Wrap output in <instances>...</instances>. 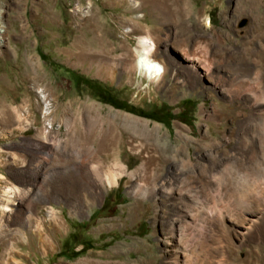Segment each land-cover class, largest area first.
Here are the masks:
<instances>
[{
  "label": "rangeland",
  "instance_id": "374dc122",
  "mask_svg": "<svg viewBox=\"0 0 264 264\" xmlns=\"http://www.w3.org/2000/svg\"><path fill=\"white\" fill-rule=\"evenodd\" d=\"M2 3L10 28L0 46V182L14 185L16 198L11 211L0 210V264L10 258L20 264H183L168 230V220L177 216V232L193 251L189 264H264V108L255 104L264 96V18L240 13L238 0H163V12L148 4L137 9L132 0ZM128 27L135 32L126 33ZM147 33L157 40L154 57L165 66L154 82L133 66L138 38ZM181 50L221 61L222 70L202 69L198 65L207 66L201 61L187 69ZM101 60L108 71L99 69ZM250 62L261 88L242 100L227 72ZM39 91L49 103L47 118ZM110 97L118 107L105 102ZM96 114L113 139L100 157L129 171L142 159L129 149V126L120 116L158 127L161 143L171 150L158 155L159 178L182 175L202 210L185 216L197 210L187 197L178 198L182 189L176 198L138 200L129 194L126 176L76 207V200L64 196V182L79 175L75 153L85 157V140L97 148L103 131L85 132L82 122ZM47 119L52 127L41 142ZM183 159L191 162L181 172ZM47 211L63 223L58 232ZM36 229L53 236L55 247L47 253L39 248ZM27 237L34 240L31 247Z\"/></svg>",
  "mask_w": 264,
  "mask_h": 264
},
{
  "label": "bare ground",
  "instance_id": "6f19581e",
  "mask_svg": "<svg viewBox=\"0 0 264 264\" xmlns=\"http://www.w3.org/2000/svg\"><path fill=\"white\" fill-rule=\"evenodd\" d=\"M161 1L163 0H132L131 4H133L135 8L137 7V9L142 7L145 4H148L152 6L155 10L163 12L162 11L163 6H162ZM3 4L4 3L0 5V46L3 45L2 42L4 40L3 39L4 35H7L8 30H9L8 28H10L8 27V23L3 19L4 14H5L4 6H2ZM238 5H239V8H238L239 12L242 14L245 13L246 15L250 17V19L264 18V0H238ZM166 12L168 11H165V17L167 16L170 22H174L175 16H173V14H171L170 11H169L170 13L168 12V14H166ZM203 24L206 27L211 26V21H209V17L203 18ZM131 30L132 29L128 27L126 28L125 32L130 33ZM157 44H158L157 40L151 34L149 33L141 34L138 38L137 46L134 49L135 58L133 61V66L135 67L136 70H138L140 75H142L149 81H153V82L161 79L163 77V74L165 73L164 64L154 57L156 51L158 50ZM180 53H181V57H183V59H185V61H187L188 63L187 69L194 68V62L198 63L199 61H201V63L204 62V64H206L207 66V67H205L204 65L201 66V64L198 65L202 69L204 67V69L206 70H214L217 73L222 70L221 61H210L208 59L203 60L202 59L203 57H201V54H199L198 52L189 54L186 50H181ZM98 67L99 69L101 68L106 69L105 71H108V69L110 68L108 67V63L106 62V60L105 61L101 60L98 63ZM253 68H254V65L252 64V62H250V64L246 66L236 65L235 67H231L230 69L231 71L227 72L229 73V81L231 85L234 86L236 89L237 97L241 95L239 99L249 100L251 92H253L254 90L259 91L261 88L260 83H259V77H258L259 75L256 72H253ZM39 95L41 99L44 101L43 117H46L50 113L49 103L48 101H46L45 94L39 91ZM255 104L256 106H259V110L261 109L260 107L262 106L264 108V96L259 97L258 101H256ZM99 116L101 115H98L96 118H93L90 115L83 116L84 118L82 122H83L85 132L88 130L91 132H94L98 129L101 130V132L103 131L102 130L103 128L100 127L101 117ZM115 117H117V115L116 116L112 115L111 118H115ZM111 118L108 117V120H111ZM120 118L122 119L123 123L127 122V125L129 126L128 129L130 130V140L128 143L129 145L128 147L132 152H135L140 155L141 157L140 159H142L141 164L138 165V167H136L134 170L129 171L127 167L119 163V161H112V162L108 161L107 162L106 161L107 155H105L104 158L100 157V154H101L100 152L103 153V148L107 144H108L107 146L109 147L108 151L111 149L112 144H109L107 142H113V139L111 138V133L109 131H103L99 135L100 139L97 144V148L93 146L92 141L85 140L84 143L86 144V146L84 147V151H82L84 152L85 157L83 159H80L79 153L81 152H79V150L77 151L78 153L76 152L77 154L75 153L78 170L77 169H74V170H76V172L79 173V175L77 176L74 174L71 178L65 179V182H64L65 190L63 191V193L65 194L64 196H67V198L72 199L73 201L76 200L77 202L76 207L82 208V205L84 206L85 204L89 202V199L91 196L94 199V197L98 194L97 189H102L106 185H109V186L116 185L118 184V178L122 176H126L127 180L125 184L128 188V192L131 196L135 197L138 200L142 201L146 197H150V199L156 202L159 196L163 195L165 197L171 198V197H174V195H176L180 189H182L181 195L178 198L181 199L182 196L187 197V199H189L190 202L192 203V206L194 207L193 209L197 210L194 212L192 211L188 212L186 213L185 216L191 217L192 215L196 214V212H198L199 209L201 211L203 207L202 204H199L198 201L194 199L193 192L188 188L186 184V180L182 175L178 174L177 177L169 176L167 178H159V174L157 170V164H158L157 162L159 160L158 155L162 157L163 155H166L167 157V153L171 152L168 146L161 143L162 139H160L159 137L160 135L159 128L156 126L150 128L148 122H145L141 119L135 118L130 115L124 114V115H121ZM45 122H47V124L44 125V127L39 133V139L41 142H47L48 140L47 134L49 133L52 127L49 119H47V121ZM109 122L113 123L112 120ZM182 131L183 130L179 129L178 135L182 136V138H184V141H186L187 137L184 135ZM91 136H92V133H91ZM91 136H89V138H91ZM252 138L253 137H251L250 139ZM135 141H137L138 143H136ZM208 144H206V147L208 146ZM250 144L254 146L253 142ZM179 147H180L179 148L180 150L185 149L184 145H180ZM119 151H116L115 153H118ZM45 155H47V153ZM117 156H119V153ZM190 162H191L190 159H183L181 163L182 167L180 171L183 172L186 169V166L190 164ZM104 163L108 164L106 165L105 169H103ZM0 181H2V177H0ZM239 182L241 181L239 180ZM0 188H2V199L4 200V201L3 200L0 201V210L1 211H11L12 208L10 207V205L14 204L15 202L16 188L12 184L3 186L1 182H0ZM78 191H79L78 193L79 195L77 194ZM77 195L79 196V198L77 197ZM241 195L245 197L244 198L245 203H248V204L252 203V199L249 198L246 193H243ZM176 196L174 198H176ZM198 204L200 207L198 206ZM132 212L133 211L129 213L131 216H133L132 214H134ZM47 216L53 222V228L56 231L61 229L64 226L63 223L60 221V219H58L52 211H47ZM177 217L176 218L172 217L168 220V230L172 233L173 237L175 238V242L177 243V249L179 250V252L178 254H176V256H179L181 258L180 261L183 264H189L190 259L193 255V251L185 247L183 240H182L183 234L180 235L177 232V227H176V222L178 221ZM253 221H256V219H253ZM35 231H36L35 237L37 241L39 242L38 243L39 248L43 252H46L48 248L55 247V243L52 238L53 236L51 237L48 235H42L39 229L38 230L36 229ZM24 239L26 240L25 245L27 247H31L33 245L34 240L31 237H27ZM93 261L94 260L92 259H86V260L84 259L80 263L88 264V263H93ZM4 264H20V262L14 261L10 258L9 260H7V262H4Z\"/></svg>",
  "mask_w": 264,
  "mask_h": 264
},
{
  "label": "trees",
  "instance_id": "16d2710c",
  "mask_svg": "<svg viewBox=\"0 0 264 264\" xmlns=\"http://www.w3.org/2000/svg\"><path fill=\"white\" fill-rule=\"evenodd\" d=\"M82 83H84L85 85L93 88L95 91H99V85L97 83H92L91 80L86 79V78H82ZM105 102L111 104L112 106H116L118 107V103L116 102V99H114L113 97L107 98L105 100ZM143 116H147L145 113H142Z\"/></svg>",
  "mask_w": 264,
  "mask_h": 264
}]
</instances>
